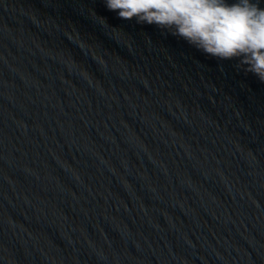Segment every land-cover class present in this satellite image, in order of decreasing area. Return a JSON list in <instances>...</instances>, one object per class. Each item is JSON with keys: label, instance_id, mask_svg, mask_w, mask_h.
I'll use <instances>...</instances> for the list:
<instances>
[{"label": "water", "instance_id": "1", "mask_svg": "<svg viewBox=\"0 0 264 264\" xmlns=\"http://www.w3.org/2000/svg\"><path fill=\"white\" fill-rule=\"evenodd\" d=\"M236 64L105 0H0V264H264Z\"/></svg>", "mask_w": 264, "mask_h": 264}, {"label": "clouds", "instance_id": "2", "mask_svg": "<svg viewBox=\"0 0 264 264\" xmlns=\"http://www.w3.org/2000/svg\"><path fill=\"white\" fill-rule=\"evenodd\" d=\"M105 7L121 20L167 30L207 56L236 60L237 68L264 82L260 0H105Z\"/></svg>", "mask_w": 264, "mask_h": 264}]
</instances>
